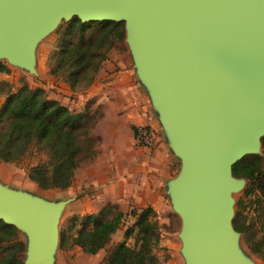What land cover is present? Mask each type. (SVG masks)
Returning a JSON list of instances; mask_svg holds the SVG:
<instances>
[{
    "label": "water",
    "instance_id": "95a60500",
    "mask_svg": "<svg viewBox=\"0 0 264 264\" xmlns=\"http://www.w3.org/2000/svg\"><path fill=\"white\" fill-rule=\"evenodd\" d=\"M73 16L124 23L135 71L182 158L169 190L186 263L249 264L230 244L231 168L264 136V0H0V55L36 73L32 44ZM65 203L0 188V220L30 234L26 264H52Z\"/></svg>",
    "mask_w": 264,
    "mask_h": 264
},
{
    "label": "trees",
    "instance_id": "16d2710c",
    "mask_svg": "<svg viewBox=\"0 0 264 264\" xmlns=\"http://www.w3.org/2000/svg\"><path fill=\"white\" fill-rule=\"evenodd\" d=\"M62 26L49 72L61 77L72 89L84 80L89 85L112 47L123 43L124 23L109 20L82 22L73 16ZM6 70V66L0 63V71ZM88 117L86 109L72 111L58 100L49 98L42 87L33 88L23 83L8 93L0 105V160L16 161L31 144L42 143L48 159L30 166L27 177L41 189L67 188L80 161L95 153L96 139L86 129ZM231 172L233 176L246 180L242 196L253 195L249 203H255L264 214V136L261 138V153L243 156L232 165ZM243 205V200L239 199L232 220L233 228L242 233L248 250L264 261V215L262 218L258 216L256 222L246 223L241 216ZM102 215L103 209L95 214L73 215L68 229L79 226L69 235H66V228L61 229L60 246L69 242L85 253L98 252L119 228L123 213L118 211L105 218ZM130 215L135 220L132 227L126 229L124 237L131 236V228H135L133 246H128L124 240L117 242L108 251L103 264H157L152 251L159 242L154 210L150 206L131 209ZM16 234V227L0 220V249L7 250L0 258V264H23L11 242Z\"/></svg>",
    "mask_w": 264,
    "mask_h": 264
},
{
    "label": "rangeland",
    "instance_id": "374dc122",
    "mask_svg": "<svg viewBox=\"0 0 264 264\" xmlns=\"http://www.w3.org/2000/svg\"><path fill=\"white\" fill-rule=\"evenodd\" d=\"M64 21L66 20L62 19L57 22L54 27L38 37L32 44L33 67L36 73H31L20 63L9 61L0 55V63L4 64L7 68L6 71H0V105L8 93L14 92L23 83H27L33 88L42 87L49 98L57 96L64 103H72V105L69 104L72 107V111L77 112L80 109V111L86 109L89 115L86 129L90 136L95 137L96 142L94 147H96L99 138L94 130L100 116V111L98 108H95V103H138V100L151 103L150 95L139 83H137L135 88L118 86V83L122 84V81L126 80L125 77L118 76L119 73H122L126 68H132L134 66L133 55L126 41V35H124L123 43H116L109 51L107 58L101 63V67L94 74L89 85H86L85 81L87 80H84L72 89L61 77L50 74L49 69L57 52L59 35L62 31V23ZM97 81L104 84V86L94 87ZM132 81H137L134 74L132 75ZM249 153H261V146H253L247 152V154ZM47 159L48 154L45 146L42 143H33L20 159L13 162L0 160V188L7 193L19 192L50 204L60 201L66 202L60 209L56 222L58 238L51 253L53 257L52 264H103L108 251L117 242L124 240L128 246L132 247L134 244L133 234L135 233V228H131V236L124 237L126 229L132 227L135 220V217L130 215L131 210L122 212L123 216L119 228L111 235L109 242L103 249L95 254L85 253L80 247L71 245L69 242L65 246H60L59 233L61 229L66 228V235L73 234L79 225L77 224V226L68 229L70 226L69 219L73 215L83 214L78 213L74 209L72 203L74 200L71 201L68 198L74 196L65 194L68 188L41 189L27 177V170L30 166L45 162ZM87 159H82L80 163ZM181 167L182 158L181 156H176L172 165V177H176L179 174ZM73 180L74 176L72 182ZM72 182L71 184H73ZM245 185L246 180L239 178L236 187L230 191V222L236 214L239 199H242L244 202L241 208V216L246 223L254 220L256 222L258 221V216L262 218L264 215L261 214L262 210L255 203H249L254 198L253 195L247 197L242 196ZM73 195H76V192ZM67 203L69 204L67 205ZM102 209V218L114 216L119 211L112 204H106ZM153 219L156 221L159 230V242L152 249L154 255L157 257V264H187L181 237L182 221L176 210L171 204L168 205L167 203L159 211L154 210ZM16 229L17 234L11 240L14 245L13 250H15L16 256L22 259L23 264H26L30 255L31 237L23 228L16 226ZM230 244L233 250L249 264H264V261L259 256L252 254L248 250L244 243L242 233L231 231ZM6 251V249H0V258L6 254Z\"/></svg>",
    "mask_w": 264,
    "mask_h": 264
},
{
    "label": "crops",
    "instance_id": "0c3cea01",
    "mask_svg": "<svg viewBox=\"0 0 264 264\" xmlns=\"http://www.w3.org/2000/svg\"><path fill=\"white\" fill-rule=\"evenodd\" d=\"M133 74L137 81H132ZM118 76L126 78L122 84L118 83L119 87L135 88L139 83L146 89L134 66L124 69ZM96 86L104 84L97 81ZM51 98L72 109V103H64L57 96ZM141 101L95 103L100 111L94 130L99 138L95 153L78 164L73 184L65 188V194L74 196L68 198L74 200L72 203L78 213L95 214L106 204L116 206L121 212L147 206L159 211L167 203L171 204L169 182L173 178L176 155L153 103ZM142 126L152 133L149 145L134 140L135 129Z\"/></svg>",
    "mask_w": 264,
    "mask_h": 264
},
{
    "label": "built area",
    "instance_id": "2783aa9c",
    "mask_svg": "<svg viewBox=\"0 0 264 264\" xmlns=\"http://www.w3.org/2000/svg\"><path fill=\"white\" fill-rule=\"evenodd\" d=\"M134 139L138 144L149 145L152 140V134L146 127H138L134 133Z\"/></svg>",
    "mask_w": 264,
    "mask_h": 264
}]
</instances>
